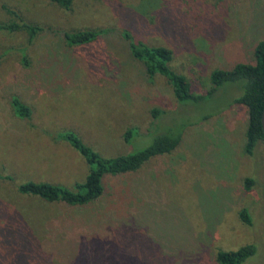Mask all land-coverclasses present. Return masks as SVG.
<instances>
[{"label":"rangeland","instance_id":"1","mask_svg":"<svg viewBox=\"0 0 264 264\" xmlns=\"http://www.w3.org/2000/svg\"><path fill=\"white\" fill-rule=\"evenodd\" d=\"M6 9L44 30L33 40L27 31L0 32V175L12 178L0 180V264H218L219 251L246 245L256 252L243 264H264V142L245 153L248 111L231 105L243 82L203 103L178 104L123 37L169 49L171 69L204 95L213 70L255 63L264 0H73L68 10L48 0H0L1 23L13 20ZM101 29L82 46L63 38ZM12 97L28 106L29 119L14 116ZM153 109L164 112L158 121ZM158 124L186 125L177 148L105 178L103 196L90 205L17 191L28 181L71 188L84 180L87 165L54 140L60 132L113 157L130 151L127 129L139 132L133 145L141 149ZM243 209L251 225L240 220Z\"/></svg>","mask_w":264,"mask_h":264},{"label":"trees","instance_id":"2","mask_svg":"<svg viewBox=\"0 0 264 264\" xmlns=\"http://www.w3.org/2000/svg\"><path fill=\"white\" fill-rule=\"evenodd\" d=\"M50 3L68 10L73 0H48ZM13 16L7 23L0 22V32L12 34L27 31L30 40H33L43 27L26 22L16 11L6 9ZM105 30H83L63 32V38L68 46H82L95 41ZM123 37L129 41V51L132 58L143 63L149 79L162 77L171 86L173 96L178 104L203 103L223 85L243 82L242 94L235 98L231 105H243L248 111V125L245 134L244 151L252 156L258 143L264 142L261 118L264 110V40L259 41L254 49V64L238 63L230 70H213L209 76L211 89L204 95H195L191 92L186 78L170 67L172 52L165 47H149L136 44L128 33ZM26 62V58L23 57ZM11 108L14 116L20 120H27L31 111L17 97H12ZM164 112L159 109L151 110L153 120L158 121ZM209 118L205 116L204 120ZM160 124H158V127ZM186 125L174 128L172 124L159 127L158 133L152 135L151 142L141 149H135L133 142L139 136L134 128H129L123 134L124 142L130 146L128 153L105 157L87 146L73 131H63L54 137L55 141L67 143L85 162L88 173L84 180L75 183L71 188L54 185L46 182L28 181L17 186L18 193L38 197L48 203H63L71 207L87 206L98 201L104 194V179L110 176H119L135 173L153 158L170 154L181 142L182 133ZM157 124L153 125V130ZM152 131V130H151ZM141 136V135H140ZM139 136V137H140ZM138 138V137H137ZM136 145V141H135ZM137 146V145H136ZM0 180L11 181L10 176ZM252 180L247 179L245 188L249 189ZM240 220L251 225V217L246 209L239 213ZM256 252L253 245H246L236 251H219L216 254L218 264H243Z\"/></svg>","mask_w":264,"mask_h":264},{"label":"water","instance_id":"3","mask_svg":"<svg viewBox=\"0 0 264 264\" xmlns=\"http://www.w3.org/2000/svg\"><path fill=\"white\" fill-rule=\"evenodd\" d=\"M261 124H262V130H263V133H264V110H263V113H262Z\"/></svg>","mask_w":264,"mask_h":264}]
</instances>
